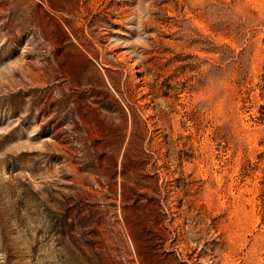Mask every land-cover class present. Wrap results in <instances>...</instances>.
<instances>
[{
	"label": "rangeland",
	"instance_id": "obj_1",
	"mask_svg": "<svg viewBox=\"0 0 264 264\" xmlns=\"http://www.w3.org/2000/svg\"><path fill=\"white\" fill-rule=\"evenodd\" d=\"M0 264H264V0H0Z\"/></svg>",
	"mask_w": 264,
	"mask_h": 264
}]
</instances>
